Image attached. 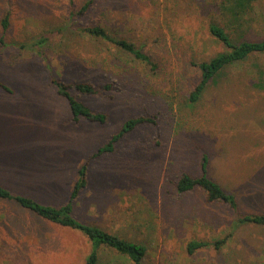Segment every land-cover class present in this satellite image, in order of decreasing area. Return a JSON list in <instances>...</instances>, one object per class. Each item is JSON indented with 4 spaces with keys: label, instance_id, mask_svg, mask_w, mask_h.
Returning a JSON list of instances; mask_svg holds the SVG:
<instances>
[{
    "label": "rangeland",
    "instance_id": "374dc122",
    "mask_svg": "<svg viewBox=\"0 0 264 264\" xmlns=\"http://www.w3.org/2000/svg\"><path fill=\"white\" fill-rule=\"evenodd\" d=\"M0 0V185L60 206L71 199L89 159V184L74 202L79 220L147 246L139 264H264V225L238 223L264 212V53L225 68L201 100L189 92L196 63L225 49L214 21L235 41L264 39V0ZM9 16V26L3 19ZM102 24L151 56L149 64L83 32ZM54 78L112 84L73 93L107 122L73 120ZM152 116L92 158L126 120ZM209 173L236 194L238 210L209 202L201 189L180 194L183 173ZM229 236L217 248L213 242ZM192 240L211 244L188 252ZM81 231L0 199V264H86ZM100 264H138L104 246Z\"/></svg>",
    "mask_w": 264,
    "mask_h": 264
},
{
    "label": "trees",
    "instance_id": "16d2710c",
    "mask_svg": "<svg viewBox=\"0 0 264 264\" xmlns=\"http://www.w3.org/2000/svg\"><path fill=\"white\" fill-rule=\"evenodd\" d=\"M72 1V0H71ZM94 0H87L79 9H73L71 16L74 18L77 15H83L89 11ZM8 13L3 19L5 29L9 26ZM209 32L211 36L220 44H223L225 49L219 51L216 55L209 59L196 63L200 70V78L189 92L190 104L198 103L210 84L219 76V74L228 66L241 64L250 59L252 56L264 53V39H240L235 41L232 34L227 28L221 24L211 21L209 24ZM83 32L90 33L93 36L102 38L106 41L118 45L123 50L132 53L136 58L143 60L149 64L153 61L151 56L138 48L133 42L113 36L109 30L102 24L94 26H85ZM53 82L57 85L60 95L65 97L73 113V120L80 122L86 119L91 122L105 123L108 120V113L93 109L90 105L80 100L74 93L73 88H76L83 94L99 95L108 92L112 84L108 83L101 87L96 86L92 82H77L71 83L60 78H54ZM4 89L9 90L10 87L0 81ZM157 118L152 116L132 117L125 121L122 127L116 132L110 140L101 146L92 158L105 153L114 152L119 141L124 139L129 133L134 131L139 125L144 123H156ZM89 163L88 159L80 170V177L74 185L71 193V199L60 206L45 204L37 199L24 195L14 194L8 188L0 185V199L15 200L22 207L32 210L39 216L52 222L67 226L84 233L92 243V249L86 259V264H100L101 250L104 246L110 247L118 251L119 254L125 255L130 260L141 263L146 254L147 246L141 242L127 239L119 234L113 233L101 226L85 223L74 215V200L78 198L81 192L89 184ZM210 159L208 155H204L202 161V173L192 174L185 172L177 182V190L180 194L201 189L209 202L220 201L229 204L235 211L238 210V198L235 193L226 189L216 178L209 173ZM238 223H251L264 225V212L262 213H247L240 214ZM229 236L217 239L213 244L217 248H221L227 242ZM211 244L205 240H192L188 243V252L195 253L198 249Z\"/></svg>",
    "mask_w": 264,
    "mask_h": 264
}]
</instances>
